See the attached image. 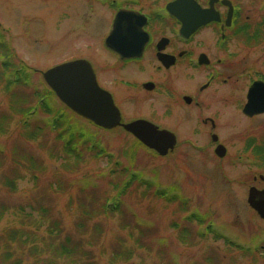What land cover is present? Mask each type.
<instances>
[{
	"label": "rangeland",
	"instance_id": "374dc122",
	"mask_svg": "<svg viewBox=\"0 0 264 264\" xmlns=\"http://www.w3.org/2000/svg\"><path fill=\"white\" fill-rule=\"evenodd\" d=\"M71 3L75 0H0V34L14 53L9 69L1 65L7 56L0 55V150L7 151L5 157H0V253L4 244H18L12 241L10 232L15 234L16 230H21L29 232L23 237L26 246L20 254L21 264H36L37 261V264H45L42 259L50 257L47 252L50 249L44 246L42 238L48 239V222L57 219L63 228L62 236L76 238L81 225L76 228L75 221L83 215L85 203L87 206L94 203L96 212L103 197L109 196L111 201L123 199L126 216L124 221L119 213L109 217L97 214L92 220H84L86 236H96L95 229H100L99 237L90 248L94 264H264V249H261L264 245V220L247 203L249 187L262 188V183L253 180L262 168L259 164L248 167L245 159L240 157L244 156L247 136L259 130L264 123L262 118L248 121L237 106L233 111L221 108L219 103L208 109L202 106L204 115L214 109L219 113L218 126L211 132L227 148L222 159L213 154L206 128L201 127L200 130L196 126L197 110L192 107L173 110L175 117L171 119H166L167 115L158 109L154 114L157 124L173 131L177 137L174 149L166 156L156 155L144 146L136 147L134 137L121 128H98L77 115L78 124L92 133L90 145L105 149L114 158L112 162L106 158L107 154L96 158L90 152H84L83 158L76 161L74 157L64 155L56 133L47 130L36 139L28 140L21 136V115L14 108L16 97L22 94L32 96L34 92L49 89L42 78L47 69L83 56L90 49L102 60L98 67L106 71L100 74L102 85L113 91L119 85L115 79L117 73L110 72L108 62H105L111 63L112 59L106 57L98 46L102 30L93 24L83 30L77 29L74 21L82 17V12L76 17L74 8H70ZM91 13L100 14L94 9ZM93 17L95 15L91 19ZM13 66L15 72L28 68V71L23 69L20 78L25 73L30 76L28 86H19L17 94L8 93L3 81L15 79ZM238 88L241 90L240 86ZM33 103L25 100L21 107L27 108ZM50 103L55 109L66 107L55 96L50 98ZM131 103H123L127 118L148 113L146 103L141 106ZM152 103L157 107L158 98ZM27 116L31 122L44 124L54 117L41 108ZM201 146L206 149L202 150ZM22 151L33 155L37 165L24 163ZM114 161L120 163L118 170L121 166L129 167L152 182L155 186L151 192L133 186L123 196H117L113 182L121 177L104 178L100 175L101 171L108 173L115 169ZM13 170H17L15 175ZM33 173L38 178H34ZM85 175L89 178L84 179ZM11 178L15 179L13 190L7 184ZM156 190L165 191L166 197H181L187 207L180 205L179 201L167 202L154 194ZM40 207L50 208V212L42 216ZM193 213L205 218L213 232L207 234L206 240L196 239L193 245L183 244L172 224ZM192 225L196 226V223L192 222ZM213 233L222 238L214 239ZM224 239L244 248L256 249L257 253L255 256H243L237 249L226 246ZM161 241L166 245H160ZM127 251L131 252L124 261ZM208 255L211 256L210 261L206 259ZM56 263L64 264L61 259Z\"/></svg>",
	"mask_w": 264,
	"mask_h": 264
},
{
	"label": "flooded vegetation",
	"instance_id": "af4514ba",
	"mask_svg": "<svg viewBox=\"0 0 264 264\" xmlns=\"http://www.w3.org/2000/svg\"><path fill=\"white\" fill-rule=\"evenodd\" d=\"M70 8L76 17L82 12L74 21L77 29L93 24L102 30L98 46L112 59L105 62L110 72L117 73L119 85L115 91L102 85L100 74L106 72L98 67L102 60L87 45L89 51L68 61L83 59L90 65L99 87L118 108L120 123L146 120L170 131L154 120L157 109L171 119L173 110L192 107L197 110L196 126L206 128L208 143L219 158L215 149L222 144L211 132L218 126L219 113L214 109L204 115L203 105L208 109L219 103L230 111L237 106L246 120L264 122V111L244 112L249 102L250 106L264 102V0H75ZM253 86L255 96L250 94ZM157 98L159 105L154 107ZM129 101L137 106L146 103L148 113L127 118L123 103ZM244 147L240 157L248 167L262 168L253 177L262 188L249 187L248 203L252 188L264 190V123L250 132ZM224 148L222 158L227 154Z\"/></svg>",
	"mask_w": 264,
	"mask_h": 264
},
{
	"label": "trees",
	"instance_id": "16d2710c",
	"mask_svg": "<svg viewBox=\"0 0 264 264\" xmlns=\"http://www.w3.org/2000/svg\"><path fill=\"white\" fill-rule=\"evenodd\" d=\"M2 35L0 34V55L7 56L6 60L1 63L2 67L5 69L11 68L12 64V56H14L13 51L9 48L8 44L2 40ZM16 67V65H14ZM13 66V67H14ZM15 67L13 68V72L15 74L13 80H5V88L6 91L10 94L13 93H19V86L27 87L30 76L28 74H24L23 77H19V74H22L23 69L25 71H28V68H23L20 70H17L15 72ZM7 73L5 71L3 73L4 75ZM16 97V110L18 109V112H20L21 120V136L24 139H36L43 134V131L47 130L49 133H56V139L60 142L62 146V150L64 152V155H69L74 157L76 161L81 160L83 158L84 152H90L92 155H94L96 158L103 156L104 154L109 162L113 161V157L111 154L107 153L105 149H98L97 147H94L93 145H90V139L92 137V133L87 131V129L82 125L80 126L78 124V119L75 118V114L71 111H69L66 107H64L65 110H68L69 113L65 112L64 109L59 108L55 109L52 107L50 103V98L55 96L54 93L46 89L44 92H34L32 96L24 95ZM29 97V98H28ZM25 100H28V102L31 100L34 101L33 105H29L27 108H22L21 102H24ZM35 104V105H34ZM41 108L46 114L48 115H54L52 118V121L49 123H40L39 121H33L28 120L26 117L30 114V112L34 109V113ZM37 109V110H36ZM134 145L142 147L143 145L135 139ZM134 146V148H135ZM133 150V148H131ZM148 150V149H147ZM7 151L1 149L0 150V157H5ZM23 153L21 155V159L24 163L34 164L37 165L36 158L31 155L27 154L26 152L22 151ZM52 154V151L50 153ZM7 155V154H6ZM155 156V155H154ZM12 160L15 162V160L12 158ZM115 169L110 170L108 173L100 172V175L104 178H113V177H121L120 180L113 182V186L115 189H117V196H123L129 189H132L133 186H135V189L141 188L142 190H145L146 192H151L152 188L155 186L152 182L149 180L143 179L139 174L134 173L129 167L121 166V169L118 170V167L120 166V163L118 161H114L113 163ZM17 173V170H13L12 174L15 175ZM18 176V174L16 175ZM34 178H38L37 174L33 173ZM84 179L89 178V176L85 175L83 177ZM111 180V179H109ZM7 184L10 186V188L13 190L15 187V179L11 178L7 182ZM155 195L160 196L161 198H164L167 202H173V201H179L180 205L187 207V203L184 199L181 197H175L173 196H167L166 193L163 190H156ZM111 197L105 196L102 199V203L100 205L99 211H94V203H90L89 206L85 203V210L83 215H80L76 221H75V227L80 228L77 229L78 235L76 238L69 235L62 236L63 228H61L59 221L57 219H53L50 222H48V227L46 229V234L48 236V239L42 238L44 241V246L50 249L48 258L42 259V262L45 264H57L56 260L61 259L64 264H94V260L91 257V246H93V243L96 242V238L99 237L98 232H100V229H95V235L92 234L89 236H86L87 230L86 224L84 220H92L93 218H96L97 214L103 215L105 217L112 216L114 213H119L120 216H122L123 221L125 219L126 213L124 209V203L123 199H114L111 201ZM91 200L93 198L91 197ZM79 205H84V203H80ZM181 206V207H182ZM40 214H48L50 212V208H42L40 207ZM187 208L184 210L186 211ZM21 212H24L22 210ZM28 217H32L30 213L24 212ZM86 214V215H85ZM43 216V215H42ZM44 219V217H43ZM43 219L40 218L41 222L43 223ZM52 219V218H51ZM207 221V220H206ZM205 218H202L201 215H198L197 213L190 214L189 216L185 217V219H181L179 222L173 223V227L176 228L178 231V237L179 241L183 244H194V240H206L207 234L210 232H213L211 230V226L206 224ZM193 223H196L195 225H192ZM206 224V225H205ZM81 225L80 227H77ZM206 226L204 230H201L202 226ZM56 232V234L54 233ZM97 231V233H96ZM29 232H22L21 230H16V233L13 234L10 232V234L13 235V240L16 241L18 244H14L13 246L11 243L4 244V249L0 253V261L2 264H21V256L23 252V248L26 246V239H24L25 235H28ZM214 239H221V235L217 233H213ZM24 237V238H23ZM95 237V238H94ZM60 241H59V240ZM48 240V242H46ZM58 240V241H56ZM162 242V241H161ZM224 243L226 246L230 248L237 249L241 252V255L245 256L246 254H250L252 256H255L257 253V250L253 248H244L240 245H237L233 242H231L228 239H224ZM160 245H166L165 241H163ZM52 252V254H51ZM131 251H127L124 253V261H126L130 255ZM114 256L116 257V252H114ZM211 256H207L206 259L211 260ZM39 263L38 261L36 264ZM196 264V262H194ZM198 264V263H197Z\"/></svg>",
	"mask_w": 264,
	"mask_h": 264
},
{
	"label": "water",
	"instance_id": "95a60500",
	"mask_svg": "<svg viewBox=\"0 0 264 264\" xmlns=\"http://www.w3.org/2000/svg\"><path fill=\"white\" fill-rule=\"evenodd\" d=\"M42 77L57 98L78 116L105 129L121 126L142 145L160 156H166L174 149L177 142L176 136L166 129H160L146 120L120 123V112L111 95L99 87L90 65L83 59L58 64L43 72ZM255 91L253 86L250 94L255 96ZM252 101L255 102V97ZM263 111L264 102L259 101H256L253 106H250L249 102L244 109L246 114ZM215 152L219 157H223L226 150L224 146L218 145ZM248 203L264 219V190L257 191L252 188Z\"/></svg>",
	"mask_w": 264,
	"mask_h": 264
}]
</instances>
